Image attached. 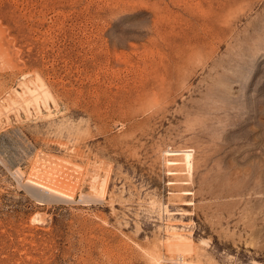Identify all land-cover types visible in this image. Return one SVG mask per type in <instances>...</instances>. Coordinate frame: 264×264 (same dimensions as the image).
<instances>
[{
	"label": "rangeland",
	"instance_id": "1",
	"mask_svg": "<svg viewBox=\"0 0 264 264\" xmlns=\"http://www.w3.org/2000/svg\"><path fill=\"white\" fill-rule=\"evenodd\" d=\"M0 264H264V0H0Z\"/></svg>",
	"mask_w": 264,
	"mask_h": 264
},
{
	"label": "bare ground",
	"instance_id": "2",
	"mask_svg": "<svg viewBox=\"0 0 264 264\" xmlns=\"http://www.w3.org/2000/svg\"><path fill=\"white\" fill-rule=\"evenodd\" d=\"M189 151L190 150H188L185 154H184V159L186 160V162L185 163H187V165L190 167L191 165H190V159H191V154L189 153ZM177 153V152H176ZM186 165V166H187ZM39 187V186H38ZM41 188H43V190L46 192V193H49V194H55V195H60V196H64L63 194H61V193H59L58 191H56V190H53V189H50V188H47V187H41ZM45 193V194H46Z\"/></svg>",
	"mask_w": 264,
	"mask_h": 264
}]
</instances>
